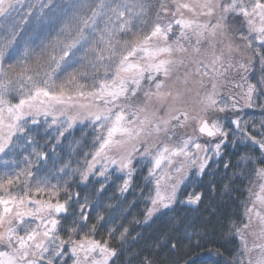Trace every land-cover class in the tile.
Wrapping results in <instances>:
<instances>
[{"label": "snow or ice", "instance_id": "1", "mask_svg": "<svg viewBox=\"0 0 264 264\" xmlns=\"http://www.w3.org/2000/svg\"><path fill=\"white\" fill-rule=\"evenodd\" d=\"M41 126L56 133L43 146ZM77 126L92 136L82 163L56 154ZM205 176L227 181L207 186L221 203L261 183L235 219L168 215L130 260L197 264L218 235L239 243L203 264H264V0H0V264H114L129 229L99 211L108 187H139L147 226L202 204L184 193Z\"/></svg>", "mask_w": 264, "mask_h": 264}, {"label": "trees", "instance_id": "2", "mask_svg": "<svg viewBox=\"0 0 264 264\" xmlns=\"http://www.w3.org/2000/svg\"><path fill=\"white\" fill-rule=\"evenodd\" d=\"M68 2V0H65ZM253 82V81H252ZM248 116H245V119H248L252 116L253 111H255V115L257 119H260L259 110H247ZM46 126H41L38 131H34L33 135L35 136L38 143L43 146L46 141L49 140L51 135H55V131L49 133V135H45ZM86 133V138H85ZM92 138L91 132L88 129L81 128L80 126L75 127L71 134H66V137L63 138L60 142V146L56 149V154L62 156L65 161L71 160H78L81 163L83 162V153L87 152L91 145L87 142L90 141ZM76 140H81L83 144V148L81 150V145L75 143ZM55 143V142H53ZM51 147V145H49ZM41 151H48V148L41 147ZM226 153H229L224 156V160L228 161L229 159L234 160L235 157L231 156V149H225ZM76 165L73 164V167ZM215 167V166H214ZM221 172L218 173L219 175L223 174V165L221 164ZM231 171V170H229ZM213 183L218 182V187L220 184L226 183L227 181H217V178H212L209 176H205L203 180L200 182V187H195V185L189 186L185 190V195L188 192L201 191L206 192L204 197V202L200 204L198 207L190 206L187 208H182L177 206L176 212L166 214L163 217H157L153 219L147 226L143 224L144 220V210L146 209L147 205L143 202V200L134 193H139L140 188L134 187L129 192L125 193L121 196L116 188V184H120L122 181H116V184L108 187L107 190L103 193L100 197V208L99 211H102L105 217L111 218L109 221L110 227H116L118 225H124L129 229V236L128 240L123 245L124 251L116 258H114V264H138L137 259H131L130 255L132 252L140 251L144 249L148 243H151L152 238L159 235L162 230L168 227L167 225V217L168 215H176L182 216L186 215L189 221L195 220L196 224L199 225L202 223L204 218L209 216V212L205 211V208L208 207L210 209H216L217 215H229L233 219H235L240 213L244 211V204L248 203L250 193L248 191H244V189L248 187H253L256 178H252V184H249V181L246 180L243 184H237V186L241 189L240 192H232L230 197H223L224 202L221 203V195L218 192L216 193H207V186L209 181ZM55 182V181H54ZM103 182V181H101ZM135 183L137 185L142 186L143 180L137 176ZM93 184L89 182L88 189H83L81 187H77L73 184V191L81 192L83 195L85 191L91 192ZM94 187L99 188L100 184L96 183ZM183 199V196L181 197ZM93 201L95 202V196H93ZM136 201L135 206L129 208L130 203ZM106 205H110L111 207H105ZM135 221V222H134ZM142 234L141 238L136 242L132 243L133 237H136L137 234ZM61 235H64L63 233ZM106 235V230H102L101 234L97 236V239L102 238ZM116 236H119V230L116 232ZM78 238V237H77ZM197 237H193V244L195 243ZM213 242L206 243V241H201V243H206V247L204 248H194L193 249V258L196 256H200L201 259L197 260V264H203V253H205L208 248H212L213 250L219 249L225 258L231 255L233 249L239 243L238 240H227L225 241L221 237L214 236L210 237ZM187 243V241H185ZM113 247H116L118 251L121 249L120 241L117 239H113L111 242ZM71 264V261H69ZM221 264L223 261L221 260Z\"/></svg>", "mask_w": 264, "mask_h": 264}, {"label": "rangeland", "instance_id": "3", "mask_svg": "<svg viewBox=\"0 0 264 264\" xmlns=\"http://www.w3.org/2000/svg\"><path fill=\"white\" fill-rule=\"evenodd\" d=\"M255 82V81H253ZM161 115H163V113H161ZM189 133H191V129H188ZM261 183V181H259L257 178H256V181L252 187V199L255 198V193L259 192V184ZM249 202V201H248ZM253 241H252V238L249 237V243L251 244Z\"/></svg>", "mask_w": 264, "mask_h": 264}]
</instances>
